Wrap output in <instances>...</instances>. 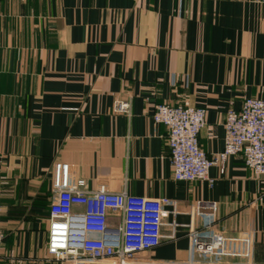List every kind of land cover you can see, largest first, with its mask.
I'll use <instances>...</instances> for the list:
<instances>
[{"label": "crops", "instance_id": "crops-1", "mask_svg": "<svg viewBox=\"0 0 264 264\" xmlns=\"http://www.w3.org/2000/svg\"><path fill=\"white\" fill-rule=\"evenodd\" d=\"M247 98L264 99V4L0 0V264H47L61 182L171 200L144 260L187 263L188 234L204 228L196 206L214 202L228 244L195 264H264V175L237 155L223 174L211 168L213 187L176 181L167 128L153 121L158 105L206 109L199 142L212 157ZM128 100L129 114L114 111Z\"/></svg>", "mask_w": 264, "mask_h": 264}, {"label": "built area", "instance_id": "built-area-1", "mask_svg": "<svg viewBox=\"0 0 264 264\" xmlns=\"http://www.w3.org/2000/svg\"><path fill=\"white\" fill-rule=\"evenodd\" d=\"M264 4V0H228ZM175 84V82L173 83ZM188 87V82H186ZM131 101H117L114 111L129 114ZM204 108L158 105L153 114L156 124L167 128L173 177L182 182H208L214 186L210 170L219 167L223 174L226 161L243 157L255 175H264V99L247 98L240 110L225 116L223 152L208 157L199 136L206 126ZM169 199H146L127 193L82 192L65 182L58 183L49 211L47 264H170L136 260L159 247L162 242L163 216ZM80 208V210H76ZM214 202H199L195 215L204 228L188 234L190 260L193 256L215 257L228 239L217 229L218 209ZM2 196L0 193V218ZM111 217L117 218L111 222ZM5 236L0 226V256Z\"/></svg>", "mask_w": 264, "mask_h": 264}, {"label": "rangeland", "instance_id": "rangeland-1", "mask_svg": "<svg viewBox=\"0 0 264 264\" xmlns=\"http://www.w3.org/2000/svg\"><path fill=\"white\" fill-rule=\"evenodd\" d=\"M145 254H141V255H139L137 258H136V260H144V258H142L143 256H144Z\"/></svg>", "mask_w": 264, "mask_h": 264}]
</instances>
